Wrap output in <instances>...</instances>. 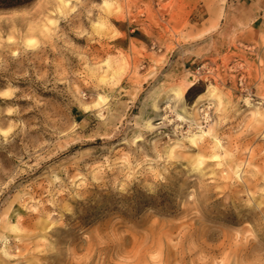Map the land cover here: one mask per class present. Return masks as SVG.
<instances>
[{
	"label": "rangeland",
	"instance_id": "1",
	"mask_svg": "<svg viewBox=\"0 0 264 264\" xmlns=\"http://www.w3.org/2000/svg\"><path fill=\"white\" fill-rule=\"evenodd\" d=\"M0 264H264V0L0 6Z\"/></svg>",
	"mask_w": 264,
	"mask_h": 264
},
{
	"label": "trees",
	"instance_id": "2",
	"mask_svg": "<svg viewBox=\"0 0 264 264\" xmlns=\"http://www.w3.org/2000/svg\"><path fill=\"white\" fill-rule=\"evenodd\" d=\"M31 1L32 0H0V6L5 8H13L23 5L24 3L27 4Z\"/></svg>",
	"mask_w": 264,
	"mask_h": 264
},
{
	"label": "bare ground",
	"instance_id": "3",
	"mask_svg": "<svg viewBox=\"0 0 264 264\" xmlns=\"http://www.w3.org/2000/svg\"><path fill=\"white\" fill-rule=\"evenodd\" d=\"M191 86V85H190ZM179 96H182V93L181 94H178ZM169 100H167V102H168ZM245 103H246V105H249L250 103H249V101L246 99V101H245ZM178 118H179V120L180 121H186V119L183 117V116H180V115H178ZM198 129H200V131L202 132V134H201V136H203V135H207L208 134V132H206V131H203V130H201V128L198 126ZM214 140V142L217 144V145H219V141L218 140H216L215 138H213ZM198 140V137L196 136V135H193L190 139H189V141H190V143L192 144V145H196V141ZM238 173V172H237Z\"/></svg>",
	"mask_w": 264,
	"mask_h": 264
},
{
	"label": "built area",
	"instance_id": "4",
	"mask_svg": "<svg viewBox=\"0 0 264 264\" xmlns=\"http://www.w3.org/2000/svg\"><path fill=\"white\" fill-rule=\"evenodd\" d=\"M199 70H200V69H199ZM199 70H198V71H199ZM205 74L208 75V73H205ZM197 75H198V76H202L203 73H202V74H201V73H197ZM206 78H207V76H206Z\"/></svg>",
	"mask_w": 264,
	"mask_h": 264
}]
</instances>
